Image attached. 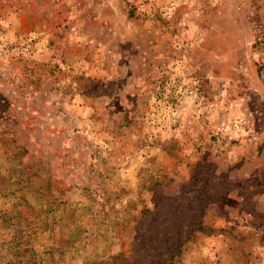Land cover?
I'll return each mask as SVG.
<instances>
[{"label":"rangeland","instance_id":"obj_1","mask_svg":"<svg viewBox=\"0 0 264 264\" xmlns=\"http://www.w3.org/2000/svg\"><path fill=\"white\" fill-rule=\"evenodd\" d=\"M263 3L0 0V264H264Z\"/></svg>","mask_w":264,"mask_h":264},{"label":"trees","instance_id":"obj_2","mask_svg":"<svg viewBox=\"0 0 264 264\" xmlns=\"http://www.w3.org/2000/svg\"><path fill=\"white\" fill-rule=\"evenodd\" d=\"M254 17L256 18L257 21L256 22L257 31L255 34L254 46L264 47V3L261 4V7L259 6V10L254 14ZM262 49L264 52V48Z\"/></svg>","mask_w":264,"mask_h":264}]
</instances>
